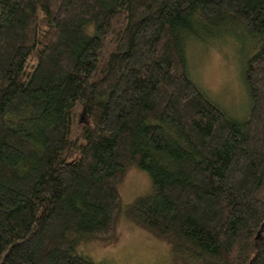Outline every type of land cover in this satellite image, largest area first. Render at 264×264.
Returning <instances> with one entry per match:
<instances>
[{
	"label": "trees",
	"instance_id": "obj_1",
	"mask_svg": "<svg viewBox=\"0 0 264 264\" xmlns=\"http://www.w3.org/2000/svg\"><path fill=\"white\" fill-rule=\"evenodd\" d=\"M206 33L244 45L243 122L188 72ZM121 214L171 264H264V0H0V264H99Z\"/></svg>",
	"mask_w": 264,
	"mask_h": 264
},
{
	"label": "rangeland",
	"instance_id": "obj_2",
	"mask_svg": "<svg viewBox=\"0 0 264 264\" xmlns=\"http://www.w3.org/2000/svg\"><path fill=\"white\" fill-rule=\"evenodd\" d=\"M221 36L211 39L212 36L206 33L188 42L186 65L194 76L191 77L194 84L202 87L204 94L208 93L206 97L230 119L243 122L250 110L242 79L246 58L244 45L236 47L237 42L231 39L221 43ZM214 40L220 43L216 44ZM123 179L118 191L124 204L150 190L147 174L135 167H129ZM117 224L118 237L114 242H93L83 247L91 259L99 264H171L168 244L133 224L124 214L120 215Z\"/></svg>",
	"mask_w": 264,
	"mask_h": 264
}]
</instances>
